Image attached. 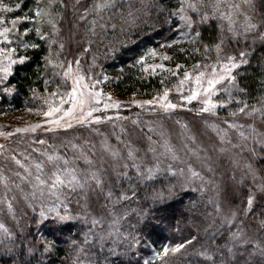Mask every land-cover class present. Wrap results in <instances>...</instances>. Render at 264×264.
I'll return each mask as SVG.
<instances>
[{
  "label": "snow or ice",
  "instance_id": "6c2138e0",
  "mask_svg": "<svg viewBox=\"0 0 264 264\" xmlns=\"http://www.w3.org/2000/svg\"><path fill=\"white\" fill-rule=\"evenodd\" d=\"M54 3L55 0H47V3L42 5V0H35L33 11L26 15H15L11 20L6 15H0V86H4V93L12 94L17 90L16 85L11 84L10 78L18 73L23 72L24 79L28 80L27 70L33 62V55L37 53L41 54L39 58L43 61L44 70L37 63L31 75L38 79L46 77L43 79L45 91H48V86L53 84V77H60L66 89L61 93L62 85L58 82L55 85L56 90L51 91L49 96L37 97V89L29 83V91L32 92L33 97L43 101V106L28 108L27 111L42 116L43 120L27 127H18L15 129L16 133H35L45 125L51 126L46 127L45 131H67L73 128V121L76 125H87L93 121L99 123L102 117L93 116V113L101 111V106L104 111L118 110L122 107L121 102L114 100L111 93H104L96 87L102 81L90 79L82 70L79 58L71 61L62 58L65 44L57 40L59 28L53 10ZM141 4L142 7L137 9L139 14L133 11H128L126 14L123 11L119 12L123 24L138 26L139 22L148 25L149 21L153 20L162 28L167 25L168 31L178 35L170 43L161 45V48L167 49L174 45L185 44L187 47L179 48L181 55L188 58L201 55L204 62L197 61L192 64L191 71L181 63H175L174 67H171L164 61H173V56L149 48L139 55L133 64V67L139 65L141 73L147 74V76L141 75V80L160 75L162 77L160 83L164 85L169 75L180 78L172 87L165 86L162 91H157L151 99L133 100V104L142 109L147 106L149 111L171 115L178 109L191 112L193 109L187 106L197 102L199 104L195 110L197 116L208 114L213 117L218 116L219 109H227L235 104L236 110L229 112L232 117L237 116L238 113L249 117L259 113L264 117V97L259 101L260 108L250 105L243 99L244 96L251 94L246 81L249 70L253 69V61H256L259 68L260 79L256 82L261 89H264V12L260 13V22H256L255 17L249 14V11H256V0H242V4L229 3L228 0H177L175 5L171 4V0H141ZM23 6L24 0H16L11 6L5 0H0V13L19 11ZM123 7L118 0H94L90 9L85 8V13L91 12L103 20V13L113 11V16L109 17L111 20L116 15L114 10H122ZM131 7L132 5H129V8ZM242 8L247 10L241 11ZM86 18V15L80 17L81 20ZM91 23L93 26L88 32L91 36H96L98 22L93 19ZM21 24L24 25L22 29ZM28 24H32L33 27H28ZM45 24L49 26L48 30L43 29L42 25ZM98 26L105 30L110 26L115 30L117 24L101 23ZM250 36L251 43H249ZM257 41L260 43L259 49L255 47ZM85 43L88 47L82 48V51L87 53L91 50L92 40L87 39ZM53 45H57L55 53H53ZM257 52L261 54L258 56ZM149 60L153 62L149 63ZM157 60L160 62H155ZM209 60L211 63L207 62ZM94 65L95 57L92 66ZM49 67L52 69L51 73L47 72ZM57 69L59 71H56ZM108 80V76H103V81ZM173 91L177 94V102L170 98ZM65 104H69L70 107H64ZM103 118L112 119L110 116ZM179 122L178 120L177 123ZM183 126L187 127V125ZM228 127L237 129L244 126L232 122L228 123ZM12 135V132L0 131V136ZM240 135L244 136V133L241 132ZM35 142L41 145L47 143L43 139ZM257 143L260 145V152H264V139H258ZM112 154L118 155L115 152ZM127 158L133 163L124 164L123 167L124 169L132 167L135 170L134 177L127 171H121L108 182L101 179L96 172L79 174L75 167L69 166L68 159L55 153L47 155L52 169L46 177L43 164L36 163L35 183L32 184L35 191L31 194L34 203L29 205L36 215L31 217V222L46 228L51 239L48 236L29 239L31 233L27 230V223L21 224L18 221L11 228L5 223H0V264H56L53 257L59 251L57 248L59 236L70 226H74L73 222L78 220L90 223L91 227L83 234L82 241L78 242L75 239L72 241L73 251L78 253L74 264H83L80 256L91 257L93 255L91 250L96 247L99 249L97 255L107 248L108 254L103 257V264H115L114 261H109V256L116 257L119 264H154V261H158L159 264H173L174 257L183 256L194 257L192 264H264V240L249 236L246 229L236 223L240 215H254L256 208L259 207L260 228L264 229V165L256 168L249 163L247 171L236 181V188H225L223 191L217 188V199L212 203L216 216L219 217L218 223L214 218L201 229L199 224L193 222L192 226L196 229V234L190 233L179 243L164 245L160 250L152 251V255L141 262L139 258L141 246L151 250V245L155 243L152 239L153 233L158 223L163 222L164 219L157 213L167 211L165 202L168 196L176 193L174 186L166 190L167 194L164 191L152 193L153 205L159 207H149L147 210L127 207L126 205H130L137 198L140 184L154 180L160 171L158 166L142 168L140 164L135 163L132 151L128 152ZM178 158L175 153L172 154L173 160ZM12 159L26 174L21 179L29 181L33 172L15 156ZM59 161L63 162V166ZM167 171L175 175L171 165L168 166ZM180 171L184 172L183 169ZM188 172L190 176L186 177L187 182L190 183L193 178L203 181V176L191 166L188 167ZM16 175L20 176V173ZM248 177H251V182L245 186ZM133 179L136 181L135 184L132 183ZM233 180L235 181L236 178L233 177ZM124 181H128L127 188L124 187ZM45 189L60 201L63 212L55 206L45 207ZM36 192L40 193L39 197ZM72 195H78L84 200L82 205L84 208H90L89 201L95 195L97 202L101 203L102 210L99 215L89 217L87 213L72 214L68 204L64 202ZM221 198L229 204L227 212L222 208ZM77 203L79 204L80 201L78 200ZM7 207L15 219L13 205L9 203ZM130 213H135V223L129 225L130 231L122 233L115 225L127 219ZM105 214L112 218L109 229L101 227L96 231L97 225L105 223ZM225 228L226 232L221 231ZM201 231L203 236L200 235ZM90 236L92 239H89ZM87 264H101V261L89 258Z\"/></svg>",
  "mask_w": 264,
  "mask_h": 264
},
{
  "label": "rangeland",
  "instance_id": "374dc122",
  "mask_svg": "<svg viewBox=\"0 0 264 264\" xmlns=\"http://www.w3.org/2000/svg\"><path fill=\"white\" fill-rule=\"evenodd\" d=\"M5 2L11 6L16 0H5ZM228 2L242 4V0H228ZM46 3L47 0H42V5ZM93 3L94 0H79V3H77V0H55L53 10L59 28L57 40L65 44L62 58L67 61L79 58L82 70L89 78L102 81L96 87L104 93H111L114 100L121 102L122 107L118 110L109 109L104 111L101 106V111L93 113V116L102 117L99 123L93 121L87 125H76L73 121V128L67 131H45L46 127H51L45 125L35 133H16L15 129L18 127H27L43 120L42 116L27 111L28 108L42 107L43 101L32 96L23 108L16 109L10 104L15 92L5 94L3 91L4 86H0V131L13 133L10 137L0 136V145H2L0 147V177H3V179H0V223H5L6 226L11 228L19 221L21 224L27 223L28 230L31 217L36 215L29 207L34 203L31 197V194L35 191L32 187L36 175L34 165L42 163L46 177L52 169V164L48 162L47 155L55 153L68 159L69 166L75 167L79 174L96 172L101 179L108 182L117 172L121 171H127L129 175L134 177L135 170L132 167L127 169L123 167L124 164L131 165L133 163L132 160L127 158L129 151L134 153L135 163L140 164L142 168L158 166L160 169L154 180L141 184L154 182L155 186L159 188L158 191H164L165 194H167L166 190L170 186H174L176 194L168 196L166 201L177 199L184 205L185 209L182 207L181 210H175L173 215L175 219H172V221L170 219V222L167 220L165 213L159 214L164 217L163 222H161V229H158L159 231L168 236L174 235L175 232L179 236L181 234L180 230L188 228L194 230L192 234H196V229L192 226L193 222L199 224L201 229L211 223L214 218L218 223L219 217L216 216L212 203L213 200L217 199V188L221 191L225 188H236V181L247 171L249 163H252L256 168L262 166L264 152H260V145L257 140L264 139V117H261L259 113L253 117L240 113L232 117L229 112L236 110L237 105L235 104L230 105L227 109H219L218 116L215 117L208 116V114L197 116L195 114L196 108L199 107L197 102L187 106L193 109L191 112L186 109H178L174 114L165 115L159 111H149L147 106L142 109L132 103L133 100L142 101L146 99L137 98L133 95L120 96L107 83L108 81H103L105 72L101 63L117 51L121 35L126 30H113L110 26L106 30L101 29L98 25L105 22L91 12L85 13V8L90 9ZM246 10V8L241 9V11ZM21 14H28V10L0 13V15H6L9 20L13 16ZM105 14L106 12L103 13V15ZM249 14L255 17L256 22H260L257 8L255 12L249 11ZM85 15L87 18L81 20L80 17ZM93 19L98 22L96 36H91L88 32V29L93 26L91 23ZM22 26L23 24L20 25V27ZM28 27L31 28L33 25L28 24ZM42 27L44 30L49 28L46 24ZM87 39L92 40L91 50L84 53L82 48L88 47L85 43ZM251 39L250 36L249 43H251ZM255 47H260L259 41H257ZM56 50L57 45H53V53ZM231 50L229 49V51ZM93 57H95L94 66H92ZM151 62L153 61L149 60V63ZM155 62L159 63L160 61ZM164 63L166 62L164 61ZM51 71L52 69L49 67L47 72L51 73ZM56 71H59V69ZM54 80L55 84H53L52 90L37 93V97L49 96L51 91L56 90L55 85L58 82L62 85L60 88L61 93H64L66 89L61 78L53 77ZM70 86L71 82L69 81V90ZM170 98L177 102L175 91L170 94ZM56 99L58 101L59 98ZM261 99L250 105L260 108L261 103L259 101ZM64 107H70V105L65 104ZM105 116H110L112 119H104ZM178 120L179 123H177ZM225 121L242 124L244 127L229 128L228 123H225ZM183 125H187V127ZM249 125L252 127H249ZM241 132L244 133V136L240 135ZM39 139H43L47 143L43 145L36 143L35 141ZM253 149H255V154H253ZM113 152L118 153V155L113 156ZM173 153L179 158L173 160ZM13 156L33 172V176L29 178L31 182L21 179L26 174L23 168L12 159ZM88 161L91 163H88ZM59 164L63 166L62 161H59ZM169 165L172 166L175 175L167 171ZM189 166L203 176V181L195 178L190 183L186 181V177L190 176ZM180 169H183L184 172L181 173ZM16 173H20V176H17ZM233 177L236 178L235 181ZM250 182L251 177H248L245 186ZM132 183H136L135 179ZM65 191L67 190L65 189ZM36 195L39 197L40 193L36 192ZM61 200H63V197H61ZM78 200L80 201L79 204L77 203ZM44 202L46 208L55 206L63 212L60 201H57L56 197L47 189L44 191ZM64 202L68 204L69 211L74 215L87 213L91 217V215H99L102 210L101 203L97 202L95 195L89 201L90 208L82 207L84 200L78 195H72L68 201ZM151 202L150 205L157 207V205H153V201ZM220 202L224 211L227 212L228 202L222 198ZM9 203L13 205L15 219H13L12 213L8 211L7 206ZM237 205H239V201H237ZM167 206L172 211L173 208L179 206V203L175 204L172 201L165 204V207ZM260 211L261 209L257 207L254 215H240L236 223L245 228L249 236L257 240H264V229L260 228ZM183 213L186 214L187 219L182 216ZM111 220L112 218L105 214V223L97 225V227L105 228L109 224L111 225ZM173 223L177 228L171 231ZM105 229H109V227ZM221 231L226 232L227 229H221ZM160 244L163 243L160 242ZM160 244L159 247H161ZM160 249L157 247L151 248V254L144 258L148 259L152 255V251Z\"/></svg>",
  "mask_w": 264,
  "mask_h": 264
},
{
  "label": "trees",
  "instance_id": "16d2710c",
  "mask_svg": "<svg viewBox=\"0 0 264 264\" xmlns=\"http://www.w3.org/2000/svg\"><path fill=\"white\" fill-rule=\"evenodd\" d=\"M118 3L123 4V9L114 10L116 12V15L115 18L111 20L109 19V17L113 16V11L106 12V14L103 15L102 21L109 25L115 23L117 24L116 29H125L126 32L121 35L122 37L120 39V42L118 43L119 46L117 51L101 64L103 65L102 69L104 70L105 75L109 77L107 83H109L111 88L115 90L120 96L133 95L137 98L151 99L157 91H162L163 87L165 86L172 87V85H174L180 78L179 76L172 77L169 75L164 85H161L160 83V80L162 79L160 75L141 80L140 76H147V74L141 73L140 66L136 65L135 67H133V64L135 63L136 58L146 52L149 48H155L158 51L167 52L169 55L173 56V61H165V64L171 67H174L175 63H181L191 71L192 64L196 63L197 61H200L202 63L204 62V59L201 55H196L191 58L181 55L179 52V48L187 47V45L185 44L174 45L172 48L167 49L161 48V45L170 43L171 40L175 36H177V33L168 31L167 25L162 28L159 24L154 23L153 20H150L148 25L140 24L139 22L138 26L123 24V21L119 17V12L123 11L124 14H126L128 11H133L135 14H139L137 12V9H140L142 7L141 0H118ZM171 4H177V0H171ZM129 5H132V7L129 8ZM33 8H35V0H24V6L19 11L21 12L28 10L29 14L33 10ZM257 10L261 19L260 13L264 12V0L257 1ZM152 16H155L154 12L152 13ZM23 26L21 27V29L23 28ZM259 48L260 47H257V49ZM260 54V52H257L258 56ZM40 55V53L33 55V62L27 70L29 74V78L27 81L24 79L23 72L18 73L14 77L10 78L11 84L16 85L17 88V90L15 91V95L10 103L16 109L23 108L33 96L32 92L29 91V83H31L32 87L37 89V93L45 92V84L43 83V79L46 77L38 79L37 77L31 75V71L36 67L37 63H39L41 69L44 70L43 61L39 58ZM207 62L210 63L211 60ZM253 69H255V71H253ZM253 69L249 70V75L246 81L249 84L251 94L243 97V99L249 104L256 103L260 98L264 96V89H261L259 83L256 82L260 79L258 75L259 68L257 67L256 61H253ZM182 72L183 69L181 70V75ZM53 84H55V80L53 81ZM53 84L48 86V90H52V88L54 87ZM261 165H264V161H262ZM123 183L124 187L127 188L128 181H124ZM158 190L159 188L155 186L154 182L150 184H140L137 198H135L130 205L126 206L130 209L139 210L143 208L147 210L149 207H153L152 205H150L152 203L151 201H153L151 195ZM172 201H174L175 204L179 203V206H173L175 208H173L172 211L169 210L170 208L168 206L166 207L167 211L165 212V215H167V220L169 222L170 219L171 221L172 219H175L173 218L175 210L177 211L181 210L182 207L184 208V205L180 203L181 201L177 199L166 201L165 204L171 203ZM157 207L159 206L157 205ZM178 207L180 208L178 209ZM157 214L159 215L164 213ZM182 216L187 219L185 213H183ZM135 220V213H130L127 219L121 221L119 224L115 225V227L118 226L122 233L126 232V230L130 231L131 229L129 225L134 224ZM73 224L74 226H70L64 231L62 235L59 236V240L57 243V248L59 249V251L53 257L56 264H74L75 258L78 253L73 251L72 241L74 239L78 242L82 241L83 234L88 232L89 228L91 227V224H87L82 221H74ZM171 226V231L172 229L177 228L174 223ZM108 227H110V224L105 228ZM100 228L96 226V231H99ZM158 229H161V223H158L153 233L152 239L155 241V243L151 245V248L157 247L158 249H160L165 244L174 245L175 243L181 242L185 237H188L190 233L192 234V231H194L187 228L184 230H180L181 234L179 236H177L175 232L174 235L168 236ZM28 232L31 233L29 239H39L42 236H48V231L46 228L40 227L32 222L29 223ZM201 236H203L202 233ZM48 238L51 239L50 236H48ZM89 239H92V237L90 236ZM160 242H162L163 244L161 245ZM159 244L161 245V247H159ZM91 251L93 253L91 257L85 255L80 256L83 264H87L89 258L99 259L101 261V264H103V257L108 254L107 248H105L103 253H99V255L96 254L99 252L98 247L92 248ZM148 254H151V250L145 249L143 246H141L139 257L141 259V262ZM194 260L195 258L191 256L174 257L173 264H192ZM109 261H114L115 264H119V261L116 257L109 256ZM154 264H159V262L154 261Z\"/></svg>",
  "mask_w": 264,
  "mask_h": 264
}]
</instances>
